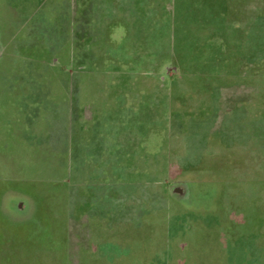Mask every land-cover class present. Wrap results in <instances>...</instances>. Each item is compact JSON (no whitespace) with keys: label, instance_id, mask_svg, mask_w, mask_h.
Here are the masks:
<instances>
[{"label":"crops","instance_id":"0c3cea01","mask_svg":"<svg viewBox=\"0 0 264 264\" xmlns=\"http://www.w3.org/2000/svg\"><path fill=\"white\" fill-rule=\"evenodd\" d=\"M190 3V12L177 10L188 18H172L175 6L189 3L0 0V150L7 148L10 134L17 136L16 149L28 146L27 167L41 164L49 172L58 167L73 182L77 172L87 182V168L99 177L100 168H110L115 182H130L128 174L147 164L150 151H162L167 119L163 123L157 110L167 91L161 72L169 55H175V42L179 94L190 93L197 104L193 110H178L179 146L193 130L191 123L197 125L196 117L264 119V0ZM158 72L159 79L152 82L149 78ZM210 142L198 149L220 153ZM248 162L246 166H258ZM17 166L23 171V163ZM206 174L193 173L194 182H210L220 199L264 198L258 172ZM245 212L229 207L207 213ZM232 232L224 235L228 250L236 249L244 236ZM256 236L240 255L181 254L166 262L264 264Z\"/></svg>","mask_w":264,"mask_h":264},{"label":"rangeland","instance_id":"374dc122","mask_svg":"<svg viewBox=\"0 0 264 264\" xmlns=\"http://www.w3.org/2000/svg\"><path fill=\"white\" fill-rule=\"evenodd\" d=\"M184 1L188 7L175 6L172 18H188L177 14L179 9L191 11L190 0ZM176 50L177 42L175 55ZM175 55H169L161 72L167 91L157 110L163 123L167 119V132L159 142L162 151H150L147 164L125 178L130 182H115L110 168H100L101 177L87 168V182L79 180L81 172L73 182L58 167L50 172L41 164L27 167L28 146L16 149L17 136L6 134L7 148L0 150V264H175L166 260L181 254H243L258 233V249L264 254V198L230 203L218 198L210 182L196 184L193 179V173L237 176L239 169L258 172L264 179V119L196 117L197 125L191 123L193 130L179 146L178 110H193L197 104L190 93L179 94ZM206 140L220 153L200 151L208 147ZM249 158L258 166H246ZM22 163L23 171L16 170ZM229 207L247 215L207 213ZM227 231L244 234L236 249L225 247Z\"/></svg>","mask_w":264,"mask_h":264}]
</instances>
